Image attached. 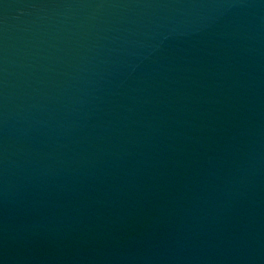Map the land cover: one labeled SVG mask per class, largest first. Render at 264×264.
Returning <instances> with one entry per match:
<instances>
[{"label":"water","instance_id":"95a60500","mask_svg":"<svg viewBox=\"0 0 264 264\" xmlns=\"http://www.w3.org/2000/svg\"><path fill=\"white\" fill-rule=\"evenodd\" d=\"M0 264H264V0H0Z\"/></svg>","mask_w":264,"mask_h":264}]
</instances>
